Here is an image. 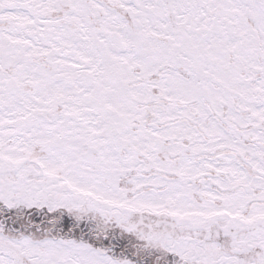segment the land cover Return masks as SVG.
I'll return each mask as SVG.
<instances>
[{"label": "snow or ice", "instance_id": "obj_1", "mask_svg": "<svg viewBox=\"0 0 264 264\" xmlns=\"http://www.w3.org/2000/svg\"><path fill=\"white\" fill-rule=\"evenodd\" d=\"M0 264H264V0H0Z\"/></svg>", "mask_w": 264, "mask_h": 264}]
</instances>
